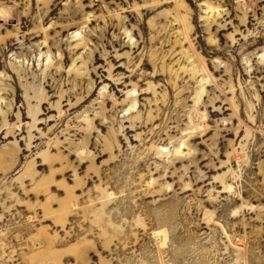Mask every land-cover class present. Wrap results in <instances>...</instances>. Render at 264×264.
<instances>
[{
  "label": "rangeland",
  "instance_id": "obj_1",
  "mask_svg": "<svg viewBox=\"0 0 264 264\" xmlns=\"http://www.w3.org/2000/svg\"><path fill=\"white\" fill-rule=\"evenodd\" d=\"M0 264H264V0H0Z\"/></svg>",
  "mask_w": 264,
  "mask_h": 264
}]
</instances>
